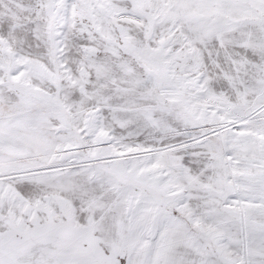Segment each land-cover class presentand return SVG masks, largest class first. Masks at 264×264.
Here are the masks:
<instances>
[{
	"label": "snow or ice",
	"instance_id": "snow-or-ice-1",
	"mask_svg": "<svg viewBox=\"0 0 264 264\" xmlns=\"http://www.w3.org/2000/svg\"><path fill=\"white\" fill-rule=\"evenodd\" d=\"M0 264H264V0H0Z\"/></svg>",
	"mask_w": 264,
	"mask_h": 264
}]
</instances>
